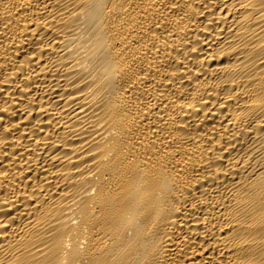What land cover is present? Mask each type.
Returning <instances> with one entry per match:
<instances>
[{"label":"bare ground","instance_id":"bare-ground-1","mask_svg":"<svg viewBox=\"0 0 264 264\" xmlns=\"http://www.w3.org/2000/svg\"><path fill=\"white\" fill-rule=\"evenodd\" d=\"M0 264H264V0H0Z\"/></svg>","mask_w":264,"mask_h":264}]
</instances>
